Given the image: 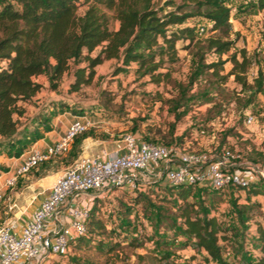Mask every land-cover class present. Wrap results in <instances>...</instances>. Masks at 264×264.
Instances as JSON below:
<instances>
[{
    "label": "rangeland",
    "instance_id": "1",
    "mask_svg": "<svg viewBox=\"0 0 264 264\" xmlns=\"http://www.w3.org/2000/svg\"><path fill=\"white\" fill-rule=\"evenodd\" d=\"M154 1L162 5L166 0ZM253 5L247 0L230 4L232 18L228 25L219 30L213 31L211 23L203 17H192L180 26H171L172 29L193 27L197 42L189 48H185L188 41L178 42L179 59L168 66L170 78L160 83L137 74L135 63H131L126 71L114 74L117 66L115 60L98 65L93 81L82 85L77 91L70 87V74H65L54 89L50 88L47 76L42 74L37 80L42 84V89L30 102H19L25 108L23 115H14L19 129L30 130L39 122L42 114L50 117L54 111L51 109L53 105L60 103L74 109L78 113L76 116H87L94 124L80 135L78 142L73 140L65 154L40 163L24 176L48 169L52 170L51 177L57 176L76 158L85 154L79 146L82 141L97 140V149L105 145L108 150L114 151L117 144L122 143L125 134H131L138 142H169L185 150L214 152L218 145H229L238 150L243 158H251L264 167V87L253 102L245 107L249 92L241 91V86L234 81L233 76H228L220 88L213 87L212 78L197 76L192 87L187 88L182 105L174 103L196 66V51H203L202 41L210 36L234 40L230 52L241 48L246 50L253 62L248 71L249 81L256 76L258 68L264 75V57L258 51L264 41V9L259 10ZM85 7L80 6L78 12L82 13ZM172 8L168 6L166 10ZM200 25L205 27L201 35L197 33ZM110 27H117L114 18L110 21ZM227 55L222 54L221 59ZM218 57L208 52L204 60L208 63ZM230 68L231 63L226 62L221 73H226ZM207 91L209 93L206 95ZM186 109L185 114L178 117ZM248 114L254 117L251 124L245 123ZM4 154L9 156L6 151ZM0 170H5L1 162ZM50 176L44 181H49ZM21 179L24 177L18 179L14 189H17ZM256 187L260 190L257 195L248 196L246 190L234 188L227 189L215 198L217 210L211 213L224 226L234 228L228 231L227 240L220 241L223 246L222 264H241L244 252L251 257L258 255L255 244L257 226H264V180L258 182ZM82 197L88 199L90 207L95 208L87 235L71 242L67 256H51L47 264H149V256L167 248L180 264L188 260L194 264H218L212 260L206 261L207 254L204 251L196 252L189 246L183 247V238L175 234L173 226L174 191L159 175L146 180L140 178L134 187L115 188ZM233 199H236V207L232 204ZM2 207L4 210L0 209V221L14 217L13 211L5 212L6 203ZM236 209L244 211L242 219L247 227L245 230H242ZM241 230L245 241L239 235ZM242 243L243 248H240Z\"/></svg>",
    "mask_w": 264,
    "mask_h": 264
},
{
    "label": "trees",
    "instance_id": "2",
    "mask_svg": "<svg viewBox=\"0 0 264 264\" xmlns=\"http://www.w3.org/2000/svg\"><path fill=\"white\" fill-rule=\"evenodd\" d=\"M253 4L259 10L264 9V0ZM82 5L86 6L85 10L79 13L78 8ZM168 6L173 8L166 10ZM192 17H203L211 23L213 31L219 30L231 20L232 7L225 0H180L179 3L166 0L162 5L154 0H0V154L6 151L9 156H20L41 138L43 132L50 130L52 117L66 111L78 114L68 105L60 103L53 105L50 117L42 114L38 123L34 126L30 124L33 126L30 130L19 129L14 115L21 116L25 112L19 102H30L43 87L33 77L45 74L50 88L54 89L65 74H70V87L77 91L93 81L98 65L115 60L114 74L126 71L131 63H135L137 74L160 83L170 78L168 66L179 59L178 42L188 41L185 48L197 42L193 27L171 28ZM112 18L117 21V28L110 27ZM202 42L203 51H196V66L187 85L182 87L175 99V105H182L187 88L192 87L197 76L212 78L214 88H220L228 76H233L241 91L249 92L244 106L250 105L264 87L261 69L258 68L256 76L249 81L248 71L253 62L244 48L230 52L235 41L219 36L207 37ZM208 52L219 57L206 63L204 55ZM225 53H228L227 57L221 59ZM226 62L231 63V68L222 74ZM85 132L77 135L74 142H78ZM222 147L224 145H218L217 150ZM256 186L257 183L245 189H236L246 190L248 196L257 195L260 190ZM169 187L176 198L173 201V226L175 234L183 238V247L189 246L196 252L204 251L206 261L224 263L220 241L227 240L228 231L234 228L224 226L211 212L217 210L214 203L216 196L225 191L196 185ZM232 204L237 206L236 199ZM2 206L1 210H4ZM94 211L95 208L90 207L87 232ZM236 214L242 223V230H245L244 211L236 209ZM242 230L239 235L245 241ZM256 239L258 255L251 257L246 252L242 253L241 264H264V226L261 224L257 226ZM240 248H243V243ZM148 259L149 264H180L168 248ZM182 264L194 263L188 260Z\"/></svg>",
    "mask_w": 264,
    "mask_h": 264
},
{
    "label": "built area",
    "instance_id": "3",
    "mask_svg": "<svg viewBox=\"0 0 264 264\" xmlns=\"http://www.w3.org/2000/svg\"><path fill=\"white\" fill-rule=\"evenodd\" d=\"M225 1L230 5L237 0ZM204 32L205 27L200 25L197 33ZM258 51L264 57V41ZM253 121L252 115H246V124ZM93 124L87 116H79L44 150L27 149L17 167L0 183V209L4 203L8 210L16 208L6 190L12 189L20 177L38 164L65 154L73 139ZM121 142L114 151L79 156L64 168L39 207L20 226L19 233L15 232L16 224H0V264H24L33 260L42 263L51 256H67L71 242L87 233L90 203L82 195L134 187L136 180L152 173L155 167L156 175L169 186L196 185L226 191L245 189L264 180V167L243 158L233 147L224 146L214 152L185 150L175 144L138 142L131 134H125Z\"/></svg>",
    "mask_w": 264,
    "mask_h": 264
},
{
    "label": "crops",
    "instance_id": "4",
    "mask_svg": "<svg viewBox=\"0 0 264 264\" xmlns=\"http://www.w3.org/2000/svg\"><path fill=\"white\" fill-rule=\"evenodd\" d=\"M84 10L85 8L83 9L82 13L84 12ZM40 76L41 75L35 76L33 77V79L37 81ZM78 117L79 116L72 115L68 112H64L52 117L49 123L50 130L43 132L41 138H39L36 142L29 146L28 149L31 147H35L39 150H44L47 145L57 141L60 136L63 135L69 125ZM97 143H99L97 142V140L82 141L80 150L82 151V153H85L82 156H91L101 152L102 150L111 152V149L108 150L105 145H102L99 149H97ZM99 145H101V143ZM22 154L18 157L6 156L4 153L0 154V162L5 169L0 170V183L4 179V177H6L17 167V165L21 161ZM51 171V169H48L46 171L44 170L43 172H38L37 174H31L27 176L23 175L22 177H24V179H21L19 181V186L17 187V189L12 188L6 190V193L8 192V194L11 195L12 199L15 201L16 208L13 210H8L6 205L5 212L13 211L14 217H11L9 219L3 218V220L1 219L0 224H16L15 232H20V226L23 225L31 217L33 212L39 207L41 200L46 196L49 187L55 179L56 176H50V173H52ZM156 171L157 167L154 168V171L152 173L145 177H142V180H146L147 178L155 176ZM49 176L51 177V179L49 181H44V178ZM24 264H47V262L40 263L39 261L33 260L30 262H25Z\"/></svg>",
    "mask_w": 264,
    "mask_h": 264
}]
</instances>
